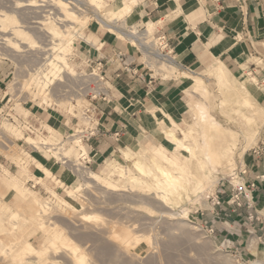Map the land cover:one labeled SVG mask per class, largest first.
<instances>
[{"label":"rangeland","instance_id":"1","mask_svg":"<svg viewBox=\"0 0 264 264\" xmlns=\"http://www.w3.org/2000/svg\"><path fill=\"white\" fill-rule=\"evenodd\" d=\"M100 1L101 10L91 0H65L80 16L73 24L55 0H0V175L21 174L28 193L26 199L14 196L0 183V205L21 216L5 220L0 213L6 230L0 234V264H78L80 257L84 264H264V42L240 37L242 55L230 52L233 60L211 53L202 64L184 66L163 30L183 18L175 14L171 0H150L147 5L156 3L153 13L139 21L140 0L122 16L116 13L124 1ZM115 1L118 9L112 6ZM185 2L198 6L195 0ZM160 16L167 18L161 25ZM51 28L67 34L66 39L74 33L70 51H62ZM192 36L203 41L194 32ZM59 54L70 68L52 79L43 95V73ZM218 60L228 62L235 81L247 85L255 110L237 106L218 92L215 80L207 79ZM197 77H204V100L192 95ZM254 77L258 83L251 82ZM194 102L205 104L209 119L228 133L222 140L212 134L209 142L210 150L220 149L215 157L219 163L209 162L208 148L190 164L181 158L192 170L205 166L200 187L194 180L179 196L159 194L165 185L158 174L143 175L125 155L138 153L146 164H151L147 150L162 147L172 155L173 146L157 126V110L162 108L187 129L195 123L185 115ZM258 106L263 113L256 111ZM25 110L31 112L29 120L20 123ZM252 116L254 122L249 121ZM25 138L51 146L35 149ZM75 141L85 151L74 148ZM27 155L54 179L47 180L33 162L27 170ZM114 167L125 169V181L115 176ZM94 173L115 187L91 182L88 174ZM67 189H76L77 201L68 197ZM33 196L47 201L40 221L26 208ZM12 220L18 221L16 226ZM55 230L61 233L56 246L44 243V236ZM28 243L38 255L15 256Z\"/></svg>","mask_w":264,"mask_h":264},{"label":"bare ground","instance_id":"2","mask_svg":"<svg viewBox=\"0 0 264 264\" xmlns=\"http://www.w3.org/2000/svg\"><path fill=\"white\" fill-rule=\"evenodd\" d=\"M55 1L57 2V5L60 8H62V10L65 12V14L63 15L65 20H67L73 24L81 21L80 16L76 12L71 10V8L69 7L68 3L65 2V0H55ZM91 1L93 3V6L96 7V9L101 10V7H100L101 1L100 0H91ZM122 1H124V4L119 9V11H117L116 16H118V15L122 16V15L130 14L131 11L133 10L134 6L137 3L136 0H130V1L122 0ZM176 14L180 16V15H183V12L178 10L176 12ZM7 20H8V17H7ZM164 20H165V18L161 19L159 22L164 23L165 22ZM52 32H53V34H51V35H53V37L55 36V37H58L61 39V41L58 43V45L61 47L62 51L68 52L75 45L74 40H73V37L75 36V35H73L74 33L70 34V37L66 39L67 34H63L61 31L59 32L56 29H52ZM59 55L60 56L57 57L51 65H49L48 70H46L43 73L42 77L46 80V81H44V80L41 81L42 83L40 84V89H41L40 92L43 93V95L46 93L47 88H48L49 84L51 83L52 79L55 80V78H57L61 74V71H63L64 69L70 68V64L65 59L64 55L63 54H59ZM258 62L260 63L261 61L258 59ZM205 76L209 80L210 79H213V81L215 80L216 84H217L218 92L221 91L220 94L226 93L227 95H229L230 99L237 106H240L244 110H251V111L255 110V108H254L255 106H253V101L251 100V98H253V95L251 94L247 85H245V83L235 81L234 75L231 73V71L228 68L225 67V65L221 61H219L216 64V66L214 68H212ZM256 81H257V79L255 77L251 78L252 83H255ZM256 83H258V82H256ZM195 84H196V89H195V92L192 93V95L193 96L196 95L197 98L199 97L202 100H204V98L206 99V97H207L206 92L207 91L205 89L204 77H200V78L197 77ZM251 89L253 90V87ZM258 94H259V92H258ZM227 100H228V97L222 99V102L226 103ZM255 102H256V100H255ZM258 107H257L258 109H256V111L260 114L263 113V111H261L262 108L260 106H258ZM206 108L207 107L205 104H201L200 102H197L194 104V106H192L189 109V111L186 113V115L188 118L193 119L192 121H195V123L193 125L189 126L187 129L180 128L179 125L177 124V122L174 120V118H172V116H170L169 114L164 113V112L161 113V114H163L162 116H165L164 118L168 119L169 124H164L163 121L159 118L157 119V121L159 124H162L161 130H162L163 139L165 141H167L171 146H173L172 155H168L162 149V147H157L154 150H147L148 152H147L146 157L150 159L151 164H146L142 160V157L140 154L131 153V152L126 153L125 159H131L134 162L136 169L139 170L143 175L151 178L152 175L154 174V171L158 174L159 179L165 185V187L159 191V194H160V192L165 193L167 191L165 193L166 195L177 194L179 196L178 191L179 190L183 191L182 188H184L187 185L189 186L190 182H192L194 180H196V182H195L196 186L200 187L201 180H203V172H204L205 166L201 165V166L195 168V170H192L191 168H188L189 165H186L182 161L181 158H184V160L188 164H190L192 159H194L195 157H197L199 154L202 153L203 148H208V150L205 151V155H206L207 159L209 160L210 163L216 162V164H217L218 161H217V159H215V157H218V156L220 157V154H218V151L220 152V149L210 150L209 149V144H210L209 142L212 139H214L215 135H217L218 138L221 137L224 139L223 135L227 132H225V130H223V127L221 125H219L218 122H214V121H211L209 119L210 115L207 112ZM249 119H250L249 121L254 122L253 116ZM176 129H178L181 137H179L177 135ZM17 133H19L18 134L19 137L20 136L23 137L21 134L22 132L18 131ZM212 134L214 135V137ZM226 135H224V136L226 137ZM21 137H20V139H21ZM217 137H215V139H218ZM219 140H222V139L219 138ZM219 140H217L216 142H219ZM25 142H27L29 145L33 146L35 149H40V147H38V146H48V147L51 146L50 144H47L46 142L44 144L36 142L35 140H33V138H25ZM191 142H194L195 146H191ZM80 143L81 142H79V141H75L74 142V144H75L74 148L76 146H79L81 150L85 151L83 145ZM51 144H52V142H51ZM70 151H73V148H71ZM56 156L58 157V155H56ZM27 157H29L30 162H31V164H28L26 162L25 166H26L27 170L30 169V167L32 166V162H33L34 168L37 169L38 171H42L46 175L47 180L48 179H54V175L51 173V171H49L48 169L43 167L42 163L35 160V158L33 159V157L31 158L28 155H27ZM232 160L234 161V159H232ZM180 161H182V163H180ZM112 171L115 173V176L120 181H125L128 177L127 176L128 174L125 171V169H122L119 167H114ZM201 174H202V179H200L198 177ZM88 175H89L88 178L91 182L97 183V184L101 185L102 187H104L105 189L109 188V190H110V189H112V187H115L113 182H111L110 179L107 177H101L95 173L91 174V175L88 174ZM19 176H14L10 172L6 171L5 175H0V183L3 185H6L7 187H10V190L13 192L14 196L19 195L20 198L26 199L27 194H28L27 193V186H26L25 181ZM192 183L194 184V182H192ZM90 187H92V186H90ZM102 187H101V189H102ZM118 189H121V188H118ZM67 191H68V189H67ZM75 192H76V189L75 190H69L68 191V197L74 198L75 195H77V194H75ZM162 198H163V196H162ZM74 199L77 201V198H74ZM164 200H167V199L165 198ZM63 201H64L63 203L67 204V206L69 205L67 203V201H65V200H63ZM41 202H43V203H41ZM41 202H39V199L37 198V196H33L32 200L28 204V207H26L29 211L31 210L30 212H32L35 217H37L39 219L38 221H40L41 219H44V218H42L43 217L42 213L44 212V211H42V208H44V202L45 201H41ZM79 203H80V201H79ZM163 203H164V201H163ZM58 204L61 205V202L59 201ZM80 204H81V206H83L82 203H80ZM35 205H38L39 208L36 209ZM47 206H51V205H47ZM43 210H47V209H43ZM49 211H53V210H49ZM49 211H47V212H49ZM80 212H83V211H80ZM0 213L3 215L5 220L16 219L17 217L20 216L18 211H13L12 208L7 204L5 207H2L0 205ZM49 213H51V212H49ZM87 216L88 215H86L84 217H87ZM20 217H19V219H21ZM19 219H16V220H19ZM16 220H15V222H14V220H12V221H10L11 223L10 222L9 223L10 224L14 223V224H12L13 226L15 224L17 225L16 222H18V221H16ZM6 228H7V226H6ZM8 230H10V229H8ZM5 231L6 230H5L4 222H0V234L3 232L6 233ZM60 234L61 233L59 230H55L54 232L50 233L49 235L44 236V243H49L51 246H56V242H59V240L61 239ZM50 250L48 251L49 253H50ZM51 251H53V250H51ZM36 253L38 255V252L35 250V248H33L32 244L28 243V244L21 246L20 248H17V250L15 251V254H16L15 256L23 257L22 255H29L30 256V255L36 254ZM47 256H49V255H47ZM37 257L35 256V258H37ZM85 260L86 259L84 257H80L78 259V264H84Z\"/></svg>","mask_w":264,"mask_h":264},{"label":"crops","instance_id":"3","mask_svg":"<svg viewBox=\"0 0 264 264\" xmlns=\"http://www.w3.org/2000/svg\"><path fill=\"white\" fill-rule=\"evenodd\" d=\"M149 1L150 0H147L146 4L143 5L145 1L140 0L142 8L139 9L138 7L136 21L153 13L152 5L154 6L156 3L147 5ZM185 1L186 0H171L170 4L173 6L175 14L178 10L182 11L183 15L180 16L183 18L182 20H178V22L164 25L163 29L168 37L167 43L170 44L171 52H174V56L179 58V60L185 64L184 66H194L197 65V63L202 64L200 61L205 59L209 60L210 57H213L212 54L216 55V53H221L222 55L227 54L228 58L233 60V56L235 57V55L232 54L231 57L229 54L230 52H235L239 54V56L242 55V52L237 47L239 46L240 37L245 39L248 36L250 39L252 37V39L256 41L261 39L262 42H264V0H208L209 2L203 6L200 5L203 4V0H195V4L198 6H193L191 4L187 5L188 3ZM114 4L115 5H112L114 9H118V2L115 1ZM155 9H158V13H160L161 5L159 8L156 7ZM174 17H176V15ZM164 18L166 22L167 18L160 16L157 24H163L159 21ZM102 21L103 20L100 22L104 27L114 30L112 26ZM152 26L153 25L148 26L147 31L149 34L153 33ZM193 32L200 35L203 41L194 38L192 36ZM106 43L108 42L106 41ZM202 46H206L205 48L208 49V53L206 49H202ZM199 50L200 52L198 54ZM219 61H221L233 74L231 68L228 67V62L218 60L216 64ZM216 64L212 68H214ZM243 66L244 65L241 67ZM211 69H209L207 73ZM157 112L167 113L162 108H159ZM187 112H185V115ZM30 114V111L25 110L19 122L28 121ZM162 115L163 114H161V116ZM169 115L172 116L171 114ZM164 117L165 116H162L159 119L169 124L168 119ZM158 124L157 121V126L162 128V126ZM176 130L178 131V129ZM159 131L162 136L161 129Z\"/></svg>","mask_w":264,"mask_h":264}]
</instances>
